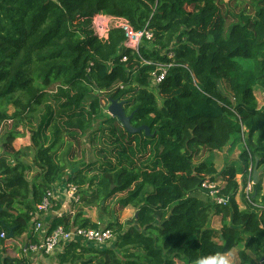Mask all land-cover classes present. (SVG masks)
I'll list each match as a JSON object with an SVG mask.
<instances>
[{
  "label": "trees",
  "instance_id": "16d2710c",
  "mask_svg": "<svg viewBox=\"0 0 264 264\" xmlns=\"http://www.w3.org/2000/svg\"><path fill=\"white\" fill-rule=\"evenodd\" d=\"M97 15L147 26L153 39L135 52L120 28L99 38L89 28ZM158 66L169 67L153 85ZM256 91L264 92V0H0L1 264H32L3 248L33 237L36 205L68 169L80 201L50 229L109 228L114 238L70 242L58 264H191L234 248L238 264H264V193L252 178L255 159L257 170L264 165ZM109 98L149 135L127 133L108 114ZM19 125L30 132L24 149L14 147ZM81 141L89 157L82 150L76 161ZM228 146L239 148L238 165L217 170L203 159ZM205 179L221 180L226 205L210 201ZM115 207L134 209L127 226ZM92 209L100 222L86 215Z\"/></svg>",
  "mask_w": 264,
  "mask_h": 264
},
{
  "label": "built area",
  "instance_id": "2783aa9c",
  "mask_svg": "<svg viewBox=\"0 0 264 264\" xmlns=\"http://www.w3.org/2000/svg\"><path fill=\"white\" fill-rule=\"evenodd\" d=\"M96 25L93 33L99 38H106L110 27L120 28L124 33L123 47L138 52L143 43H148L153 39V33L145 26L142 29H134L130 23L123 17L97 15L91 22V26ZM95 27V26H94ZM169 56H172L170 54ZM125 60V57L123 58ZM169 66H158L151 73V83L158 85L161 83L167 73ZM252 182L248 181L244 192L249 194ZM201 187L213 204L226 205L228 197L221 195V180L205 179ZM67 197L70 203H79V189L72 183H67ZM53 199L52 189L46 191L41 202L36 205L31 219V232L39 235L38 240L28 244L24 251L34 257L37 255H52L56 250L70 242L94 243L95 245H108L114 238V233L109 228H90L74 226L66 229L62 225L50 229V225L43 220V214L49 210ZM5 233L0 234V239H5ZM28 255V256H29ZM31 258V257H30ZM31 262V261H30Z\"/></svg>",
  "mask_w": 264,
  "mask_h": 264
},
{
  "label": "crops",
  "instance_id": "0c3cea01",
  "mask_svg": "<svg viewBox=\"0 0 264 264\" xmlns=\"http://www.w3.org/2000/svg\"><path fill=\"white\" fill-rule=\"evenodd\" d=\"M19 126L25 128V126H23V125H19ZM20 132L22 133L21 130H20ZM19 137H21V136H19ZM19 137H17L15 139V141H14V147L16 149H24V148H27L29 146V144H30L28 141L27 142L24 141V143H22V148L21 147H17V144H18L17 142L18 141L19 142H22L21 138H19ZM28 138L30 140V134H29ZM22 139H25V138L22 137ZM237 150L239 151V148L238 147H235V148L231 147L230 148V146H228V147L225 148V150H224V156H225V158L224 159L226 160V163L224 164V166L226 164H236V165L239 164V159H238V156H237V153H236ZM214 152H217V151L207 152L206 153L207 154L206 157H209V156L211 157ZM28 159L30 160L31 158H28ZM74 170H75V168H74ZM72 172H73L72 169H70V170L68 169L65 172V175L63 177H61L53 185V187L51 188L52 189V193H53L52 204H51L49 210L47 211V213L43 214V220H44V222L46 224H49L50 225L51 221L54 218H59L62 215H64L66 212L69 211L70 201L68 200V197H67L66 185H67V183H69L67 181V178L72 174ZM258 176L260 178V174H258ZM238 178L240 179V175H239ZM241 189L242 188L240 187V191L238 192V195L236 196V199H237V202L240 205V208L242 209V207H244V206H243V203H241V201L239 200V197L241 195ZM124 209H126V208H124ZM85 212H86V215L92 221H99L100 222V220H98V211L96 209L85 210ZM133 214H134V211H133ZM133 214H132V216H133ZM132 216H131V218H132ZM218 219H219V221L217 222L218 226L217 225H214V221H216ZM226 220H228V219H226ZM118 221L120 223H123V220L120 219V217H119ZM221 222H222V218L220 216H214L210 220V225H211V227L214 230L218 231L221 228ZM30 234L33 235L32 238H28L26 236L20 238V241H21L20 246L21 245L23 246V250L26 248V246L28 244H31V243L35 242L39 238V235H35L32 232H30ZM17 244L19 245V243H17ZM18 245L15 247V245L11 241L6 242L5 243V246L3 248L5 250L2 251V254L3 255H8V256H10L12 258L26 257L29 261H31L32 264H58V255H59V253L62 252V247H60L52 255H37V256L34 257L33 255H29V253L27 254L24 251L21 252L20 251V246H18ZM234 250H237V249H235V248L232 249V251H234Z\"/></svg>",
  "mask_w": 264,
  "mask_h": 264
},
{
  "label": "rangeland",
  "instance_id": "374dc122",
  "mask_svg": "<svg viewBox=\"0 0 264 264\" xmlns=\"http://www.w3.org/2000/svg\"><path fill=\"white\" fill-rule=\"evenodd\" d=\"M224 1H228V0H224ZM94 26H91L90 25V27H89L90 30L95 31V29L97 27H96V25H94ZM255 94H256V98L258 100V103L260 105L261 104H264V92L263 91H256ZM9 113H11V108L9 109ZM10 125H11V122L6 123L5 128L9 127ZM17 128L20 129L22 131V133H23V134L20 135L21 137H19V138H21L22 142H19V141L17 142L18 143L17 144V147H21L22 148V143H24V141L25 142L28 141L30 143V140L28 138L30 132L27 130V128H23L21 126H18ZM4 131H5L4 125H0V136L4 133ZM22 137L25 138V139H22ZM82 150L85 153L84 154V159L85 160L88 159V157H89L88 146L85 143V141H81V148L75 150V157H76L75 160L76 161H79V160L82 159V155H81ZM224 150L225 149H223L222 151L214 152L211 157L210 156L209 157H206V155H207L206 153L207 152H205V154L203 155V159H208V160L212 161L213 164H214V166L216 167V169L217 170H221L224 167V164L226 163V160L224 159L225 158V156H224ZM236 153H238V150H237ZM257 171H258L257 174H260V183H261V186H262V189H263L262 190L263 191L262 193H264V165L261 166ZM239 200L241 201V203H243V199L241 198V196L239 197ZM114 210L116 211V214L113 215L112 217L115 218L116 220H118L119 217H120V219L123 220V225L124 226H127L128 225V222L131 220V216H132L133 211H134L133 208L126 207V209H124V210L123 209L122 210H119V209H117V207H115ZM218 221H219V219L216 220V221H214V225H217L218 226V224H217ZM234 252L236 254V262H235V264H238L237 250H234Z\"/></svg>",
  "mask_w": 264,
  "mask_h": 264
},
{
  "label": "water",
  "instance_id": "95a60500",
  "mask_svg": "<svg viewBox=\"0 0 264 264\" xmlns=\"http://www.w3.org/2000/svg\"><path fill=\"white\" fill-rule=\"evenodd\" d=\"M107 112L110 116L115 117L120 125L124 128L127 133L134 134L144 131L146 135H149V129L145 126L134 127L130 120L131 115H127L124 109V103L122 101H118L117 99L109 98L108 105H107ZM257 160L255 159L252 178L253 183H256L258 180L257 174ZM9 238L13 237L12 229H9ZM0 255H1V245H0ZM0 264H1V257H0Z\"/></svg>",
  "mask_w": 264,
  "mask_h": 264
},
{
  "label": "clouds",
  "instance_id": "9594fccd",
  "mask_svg": "<svg viewBox=\"0 0 264 264\" xmlns=\"http://www.w3.org/2000/svg\"><path fill=\"white\" fill-rule=\"evenodd\" d=\"M247 234H245V241ZM244 241V242H245ZM264 246V242L262 245ZM236 254L234 251H214L208 254L198 255L191 264H235Z\"/></svg>",
  "mask_w": 264,
  "mask_h": 264
}]
</instances>
